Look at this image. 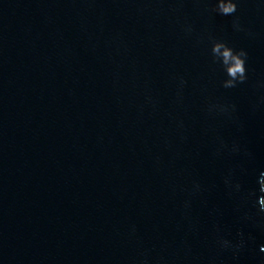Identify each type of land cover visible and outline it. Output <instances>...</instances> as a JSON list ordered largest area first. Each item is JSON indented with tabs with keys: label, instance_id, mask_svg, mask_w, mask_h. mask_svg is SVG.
Masks as SVG:
<instances>
[{
	"label": "water",
	"instance_id": "95a60500",
	"mask_svg": "<svg viewBox=\"0 0 264 264\" xmlns=\"http://www.w3.org/2000/svg\"><path fill=\"white\" fill-rule=\"evenodd\" d=\"M220 2L0 0V264H264V0Z\"/></svg>",
	"mask_w": 264,
	"mask_h": 264
},
{
	"label": "clouds",
	"instance_id": "9594fccd",
	"mask_svg": "<svg viewBox=\"0 0 264 264\" xmlns=\"http://www.w3.org/2000/svg\"><path fill=\"white\" fill-rule=\"evenodd\" d=\"M236 9L237 4L235 0H227V2L221 0V2L218 4L217 11L221 15L228 16L235 13ZM212 53L214 56H222L224 64L228 65V75L230 77L235 79L239 74V79L241 81H244L246 79L244 59H242V57L245 58L247 56V53L244 52L243 49H241L239 53H237L233 49L225 47L224 45L218 43L213 46ZM229 84H231V81H229ZM225 183H228L227 180L225 181ZM238 187H241L239 183ZM259 192L261 193V195L256 198L254 204L257 206V215L261 217L258 226L261 227L262 230H264V174H261V178L259 179ZM251 196H255L254 191L248 192L244 199H248ZM245 219L250 220L253 218L246 214ZM239 237L240 239L234 243L233 241L227 238L218 236L217 245L220 249L231 250L233 254L236 255L245 246V239L242 232L239 233ZM259 250L261 252H264V245H261Z\"/></svg>",
	"mask_w": 264,
	"mask_h": 264
}]
</instances>
